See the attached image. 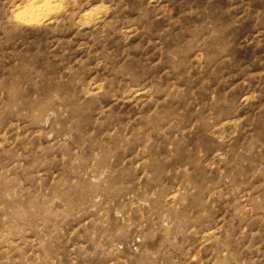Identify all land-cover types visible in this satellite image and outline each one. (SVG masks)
Here are the masks:
<instances>
[{
  "label": "rangeland",
  "instance_id": "1",
  "mask_svg": "<svg viewBox=\"0 0 264 264\" xmlns=\"http://www.w3.org/2000/svg\"><path fill=\"white\" fill-rule=\"evenodd\" d=\"M0 264H264V0H0Z\"/></svg>",
  "mask_w": 264,
  "mask_h": 264
}]
</instances>
